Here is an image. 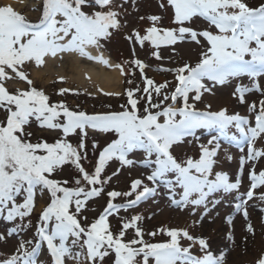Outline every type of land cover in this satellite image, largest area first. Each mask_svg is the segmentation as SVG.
Wrapping results in <instances>:
<instances>
[{
  "label": "snow or ice",
  "instance_id": "1",
  "mask_svg": "<svg viewBox=\"0 0 264 264\" xmlns=\"http://www.w3.org/2000/svg\"><path fill=\"white\" fill-rule=\"evenodd\" d=\"M128 4L129 0H40L32 9L39 13L35 21L10 5L0 6V218L19 221L6 235L0 233V241L30 227L38 197L44 201L33 239H21L15 252L0 264H42V249L51 264H104L112 254L113 264H226L225 252L214 254L206 237L194 236L187 228L146 233L142 215L120 217L121 211L157 197L161 188L181 211L191 208L195 216L197 209H203L201 220L224 197L233 196L234 212L243 216L246 233L255 236L250 202L257 190H264V3L163 0L159 7L171 10L172 26L165 27L161 15L139 16L148 26L143 31L131 29L124 37L131 45L132 59L114 64L104 50L115 34L128 27ZM135 5L132 0L138 12ZM200 18L207 28L193 26ZM186 43L199 47L198 60L157 68L173 77L161 82L147 75L151 65L136 52L137 46L150 48L151 57L162 61V49L175 53L177 45ZM63 54H76L118 70L128 85L138 70L143 87H128L123 93L98 88L104 96H126L119 111L90 113L79 105L70 107L65 100L53 101L33 86L27 68L44 66L48 58L62 60ZM244 78L248 84L242 82ZM10 81L26 82L29 87L13 92L7 86ZM233 81L238 82L231 95L246 105L247 115L229 113L227 108L212 110L211 104L204 110L197 108L205 94L215 95L217 85ZM68 93L79 94L60 88L56 95ZM249 96L256 98L249 100ZM106 107L111 109V105ZM34 126L59 135L52 142L43 137L34 140ZM199 130L209 133L206 143L201 142ZM90 131L111 137L103 147L92 141V150L98 152L94 163L88 154ZM74 136L78 137L76 144L71 141ZM222 141L234 144L240 153L233 175L216 170ZM186 142H196L198 153L178 157L175 149ZM224 151L232 162L235 158ZM136 152L143 159H131ZM111 162H118L119 167L105 176ZM135 166L149 169L148 174L132 179L128 191H106V185L123 169ZM69 168L73 170L69 178H59ZM245 178L248 184L242 190ZM105 195L103 211L89 220V202ZM118 198H125V203H117ZM258 199L264 202V191ZM114 216L120 218L117 230L110 220ZM233 219L226 217L230 228ZM198 223L193 221V225ZM130 231L132 237L126 238ZM158 234L168 239H145V235L155 238ZM227 239L235 244L233 231L227 232ZM182 240L190 243L183 246ZM193 245L199 246L201 255L193 254ZM256 264H264V256Z\"/></svg>",
  "mask_w": 264,
  "mask_h": 264
},
{
  "label": "rangeland",
  "instance_id": "2",
  "mask_svg": "<svg viewBox=\"0 0 264 264\" xmlns=\"http://www.w3.org/2000/svg\"><path fill=\"white\" fill-rule=\"evenodd\" d=\"M163 0H136L135 8H139L137 12L132 6V0H129V4L125 5L128 9V15L126 17L128 22V27L123 29L120 33H117L113 36L112 40L107 43L106 49L104 50V55L112 61V63H123L126 60L132 59V49L129 42L124 38L126 34H129L131 29H137L143 31L147 26L148 22L140 21L139 16H147L151 14H157L164 17L163 24L165 27L172 26L170 23L171 10L167 12L162 10L159 5ZM251 6H259L264 3V0H247ZM0 6H8L0 0ZM38 7V6H37ZM14 10L24 14L29 20L35 21L37 18L33 15H36L38 12L32 11L33 8L31 5H25L20 8L13 7ZM39 15V13H38ZM197 29H204L208 27L206 21L202 18L197 19L193 25ZM137 56L145 60V62L151 65L150 70L147 71V75L155 78L158 82L163 80H172V74L167 72L156 71L157 68L163 67H177L183 64L185 61H191L195 63L199 58L200 49L195 44H179L176 46V52L173 53L172 50L162 49L161 54L164 57L162 61H157L151 57L150 48H145L141 50L139 46L136 49ZM69 56L79 57L76 54H69L67 59H70ZM106 68V67H105ZM107 71L112 69L106 68ZM27 71L29 73V78L33 81V86L37 89H42L48 94L53 101L65 100L67 104L75 108L79 105L81 110L88 112H101V111H119V105L125 103L126 96L121 95L119 97H109L104 96L97 92V89H103L106 92L105 88H102L100 85H88L83 87L81 81L77 80L75 74L70 73L71 69H68L67 74L63 77L64 80L61 82L58 76H55L51 73L45 71V65L41 67L31 64L28 66ZM121 84H119L116 91L111 92H124L128 87H135L139 85L143 87L142 79L139 71H136L135 77H129L133 79V84L128 85L125 82V78L121 77ZM238 81H233L231 84L220 86L217 85L214 89L215 95H208L202 98L201 102L197 103V108L204 110L206 104L212 105V110H219L220 108H227L229 113L239 112L241 115H247L246 105H241L236 99H234L231 93L234 91L235 83ZM244 84H248L249 81L247 78H244L242 81ZM7 86L10 91H15L17 88L27 89L29 85L26 82H8ZM60 88H68L75 90L79 94L68 93L65 96H58L56 93ZM92 93L93 95H88ZM249 100L255 99V96H249ZM107 105H111V109L107 108ZM179 106V105H177ZM3 118V114L0 113V119ZM35 133L33 139L37 137L46 138L49 142H52L55 138L58 137L57 132L44 131L41 132L38 128L34 126L32 129ZM198 135L201 137V142H205L206 136L209 134L207 130H199ZM111 137L108 134L99 133V132H89L88 137V154L89 160L94 163L98 152H94L91 148V143L93 140L98 142V144L103 147L106 143L110 142ZM73 144H76L78 137H71ZM227 142L222 141V150L219 154V164L216 170L227 171L230 175H233L237 171L238 167V157L240 155L238 148L234 144H228ZM224 149H227V154L232 155L235 159L232 162H229L226 158V153ZM176 155L178 157H184L187 155H196L198 153V147L196 142L188 144L187 142L175 149ZM131 159L141 160L143 159V154L141 152H136L135 154L130 155ZM86 167L91 169V164L85 162ZM119 167L118 162H111L109 167L106 168L105 176L111 175L116 168ZM72 169H66L59 178H69L72 174ZM149 172V169H146L141 166H135L132 168H125L121 171L119 176L114 177L113 180L106 185L107 190H124L126 191L130 187L132 179L141 178L143 179ZM147 181V180H146ZM148 182V181H147ZM248 181L245 178L244 185L242 190H246ZM260 191L257 190L256 195L254 196L253 201L250 202L253 207H250V221L256 229L255 236H249L245 231L246 222L243 219V216L234 212L233 209V196H227L222 199V202L216 206L211 212L203 216V209H197L196 215H191L192 209L186 208L181 211L179 208L171 205L170 200L167 197V192L165 189H159V195L154 199H149V203L141 210V212L133 211L127 212L121 211L120 217H131L132 215H142L144 220L142 221L145 232L155 231L159 228H187L188 231L194 236H202L208 239V242L211 246V250L214 254H219L220 252L226 253V264H256V261L264 256V212H261L260 209L264 208V202H261L258 199ZM178 198V197H177ZM107 198L106 195L100 198H97L89 202L88 211L86 215L89 220L94 219L103 208L106 206ZM44 201L38 197V208L37 211L33 213L30 217L31 226L20 231L13 235L12 237L7 238L5 241H0V261H3L9 258L16 250L21 239L28 240L33 239L35 226L37 223V216L39 212V207L43 206ZM232 215L234 227L230 228L226 223V217ZM149 217H151L149 219ZM193 221H200V223L193 225ZM28 220L24 221L27 224ZM19 221L15 223H9L2 218H0V233L7 234L8 230L16 227ZM113 230H117L120 226V218L116 217L111 220ZM233 231L235 244L230 242L227 239V232ZM158 234L156 237H163L164 235ZM248 236V240L245 242L244 237ZM131 231L128 233L126 238H131ZM153 238L145 235V239L149 241H158V238ZM166 239L168 237H165ZM181 243L183 246H188L189 241L182 240ZM198 252V251H196ZM199 253V252H198ZM110 258V257H109ZM42 264H51L50 257L44 249H42V255L40 257ZM109 261V260H108ZM107 261V262H108Z\"/></svg>",
  "mask_w": 264,
  "mask_h": 264
},
{
  "label": "bare ground",
  "instance_id": "3",
  "mask_svg": "<svg viewBox=\"0 0 264 264\" xmlns=\"http://www.w3.org/2000/svg\"><path fill=\"white\" fill-rule=\"evenodd\" d=\"M2 2L16 8L25 5H31V7H37L40 5V0H2ZM33 16L37 18L38 13ZM92 51L95 54V51ZM68 55L69 54H63L64 58L62 60L59 57L48 58L47 63L45 64V71L58 77H64L68 72L67 70L71 69L69 72L75 74V77L77 80L81 81L83 87H87L88 85H100L109 92L116 91L118 88L117 86L121 84L118 70L112 69L111 71H107L104 66L81 57L71 58L69 56L70 59L65 61V58H68Z\"/></svg>",
  "mask_w": 264,
  "mask_h": 264
},
{
  "label": "trees",
  "instance_id": "4",
  "mask_svg": "<svg viewBox=\"0 0 264 264\" xmlns=\"http://www.w3.org/2000/svg\"><path fill=\"white\" fill-rule=\"evenodd\" d=\"M118 200V199H117Z\"/></svg>",
  "mask_w": 264,
  "mask_h": 264
}]
</instances>
